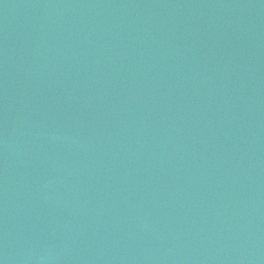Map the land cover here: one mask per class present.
Listing matches in <instances>:
<instances>
[{
	"label": "water",
	"instance_id": "95a60500",
	"mask_svg": "<svg viewBox=\"0 0 264 264\" xmlns=\"http://www.w3.org/2000/svg\"><path fill=\"white\" fill-rule=\"evenodd\" d=\"M0 264H264V0H0Z\"/></svg>",
	"mask_w": 264,
	"mask_h": 264
}]
</instances>
